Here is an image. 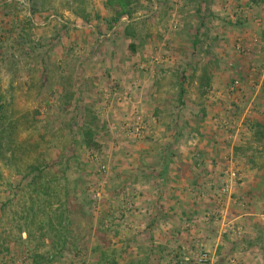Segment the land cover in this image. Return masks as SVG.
I'll list each match as a JSON object with an SVG mask.
<instances>
[{
    "label": "rangeland",
    "instance_id": "rangeland-1",
    "mask_svg": "<svg viewBox=\"0 0 264 264\" xmlns=\"http://www.w3.org/2000/svg\"><path fill=\"white\" fill-rule=\"evenodd\" d=\"M0 135V264H264V0H0Z\"/></svg>",
    "mask_w": 264,
    "mask_h": 264
},
{
    "label": "trees",
    "instance_id": "trees-1",
    "mask_svg": "<svg viewBox=\"0 0 264 264\" xmlns=\"http://www.w3.org/2000/svg\"><path fill=\"white\" fill-rule=\"evenodd\" d=\"M116 1V0H115ZM119 2L122 1V0H118ZM126 5L127 4H122V8L124 10H122L121 8V11L120 12H117V18L118 20L121 18V16L123 14H127L129 15L130 17L132 16V12H130L129 10L126 9ZM131 47L134 49V44H131ZM203 81H204V84L202 83V87H204L205 89H209L210 85H211V76L208 74V75H204L203 77ZM184 92V90L182 89L181 90V93ZM204 94V92H202ZM182 95V94H181ZM83 132H82V135H83V140H84V144L85 146L88 148V149H94V150H101L102 148V145L100 144V142L97 141L96 137H95V130H92L90 125L89 124H85L83 126ZM10 139V136L8 137V140ZM8 140H6V143L8 142ZM2 144H5V139L4 137H2V135H0V150L3 149V146ZM41 167L39 165H36V166H31L29 168V172H32L33 173V178L30 179V184L31 186H34V190L36 191L35 193L37 194L38 193V189H37V179L38 177H36L41 171H40ZM39 195V194H38ZM39 199V198H38ZM81 213H84V210H83V207H81ZM49 226H52L51 224H49ZM51 233V232H50ZM44 234H48L47 232H45ZM33 233H30V241H33ZM50 238V240L54 241L56 238H57V235H53V236H48ZM52 237V238H51ZM68 238L70 237H65V239L62 241L61 243V240L63 239V236H60L59 237V240H60V248L58 250V257H62L63 254H65L64 252L69 249L67 248V244L66 241L68 240ZM75 238V239H73ZM72 240H76L78 239V237L76 236H73L72 238H70ZM33 251L35 252L34 256L31 258V260H33V263L32 264H52V261L46 256L47 254H41L39 252H37V246H34L33 247ZM8 246H7V243H5V241H0V256H3L5 254H7L8 252ZM2 254V255H1Z\"/></svg>",
    "mask_w": 264,
    "mask_h": 264
},
{
    "label": "built area",
    "instance_id": "built-area-1",
    "mask_svg": "<svg viewBox=\"0 0 264 264\" xmlns=\"http://www.w3.org/2000/svg\"><path fill=\"white\" fill-rule=\"evenodd\" d=\"M233 175H235V174H233ZM207 256L206 255H204L201 259H200V261H205L207 258H206Z\"/></svg>",
    "mask_w": 264,
    "mask_h": 264
},
{
    "label": "crops",
    "instance_id": "crops-1",
    "mask_svg": "<svg viewBox=\"0 0 264 264\" xmlns=\"http://www.w3.org/2000/svg\"><path fill=\"white\" fill-rule=\"evenodd\" d=\"M157 224V223H156ZM158 228H156V230H157ZM153 231H155V230H153Z\"/></svg>",
    "mask_w": 264,
    "mask_h": 264
}]
</instances>
